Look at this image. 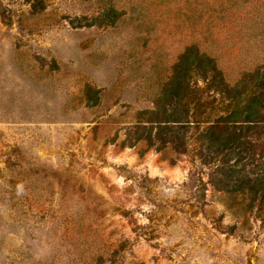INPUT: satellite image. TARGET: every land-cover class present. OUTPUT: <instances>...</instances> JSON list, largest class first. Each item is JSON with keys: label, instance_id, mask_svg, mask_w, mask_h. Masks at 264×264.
Masks as SVG:
<instances>
[{"label": "rangeland", "instance_id": "1", "mask_svg": "<svg viewBox=\"0 0 264 264\" xmlns=\"http://www.w3.org/2000/svg\"><path fill=\"white\" fill-rule=\"evenodd\" d=\"M191 44L229 84L264 66V0H0V264H264V202L107 141Z\"/></svg>", "mask_w": 264, "mask_h": 264}, {"label": "trees", "instance_id": "2", "mask_svg": "<svg viewBox=\"0 0 264 264\" xmlns=\"http://www.w3.org/2000/svg\"><path fill=\"white\" fill-rule=\"evenodd\" d=\"M116 15L110 8L106 22ZM96 95L97 90L84 86L83 98L94 103L85 108L99 105ZM133 119L107 141L140 154L169 149L190 156L210 171L209 183L217 190L240 196L248 207L264 202V155L256 150L264 145V66L229 84L215 59L191 44L160 86L152 108L135 112Z\"/></svg>", "mask_w": 264, "mask_h": 264}]
</instances>
